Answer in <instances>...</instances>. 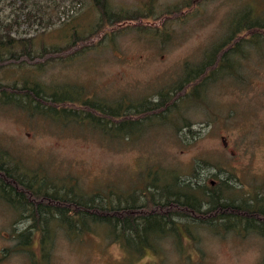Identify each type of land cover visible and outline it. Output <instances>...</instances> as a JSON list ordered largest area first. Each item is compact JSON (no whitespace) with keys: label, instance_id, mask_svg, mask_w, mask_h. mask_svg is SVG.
I'll list each match as a JSON object with an SVG mask.
<instances>
[{"label":"rangeland","instance_id":"obj_1","mask_svg":"<svg viewBox=\"0 0 264 264\" xmlns=\"http://www.w3.org/2000/svg\"><path fill=\"white\" fill-rule=\"evenodd\" d=\"M186 1H190L187 9L192 7V1L197 5L189 11L185 9L182 18L168 22L166 28L174 36L170 43L164 44L151 31L133 28L115 33L112 39L106 36L99 43L101 32L93 38L92 47L81 55L47 64L44 77L77 81L101 94L124 89L133 96L155 95L162 83L182 73L184 64L202 60L212 44L226 37L230 30L228 22L239 8L240 13L252 10L264 15V0H110V3L115 10L150 12L151 20ZM24 3L19 8L18 1L11 4L0 0V30L4 31L1 22L19 19L20 25L14 24L12 31L34 35L36 47L42 42L62 44L65 40L60 39V31L71 24L89 31L98 17L89 0H24ZM26 12L41 17L42 22L30 17L29 25ZM255 40L248 57L239 59L236 71L214 76L205 72L208 80L204 86L188 87L189 95L179 100L174 112L146 122L151 124L142 127L143 134L138 139L109 142L94 131H62L48 121L31 119L13 105L0 102V146L8 148L12 157H24L30 165L44 162L53 171H70L88 187L118 177L132 181L146 165L162 161L178 167L187 176L195 169L194 178L199 183L213 186L224 179L233 182L231 189L222 191L221 201L264 197V38ZM23 70L20 66L3 67L0 78L19 79ZM184 119L189 125L182 128L181 134L175 128ZM230 211L235 209L184 210L177 219H188H179L176 225L179 234L165 236L157 246L158 251L146 248L138 258H129L117 242L89 234L76 240L59 236L44 261L36 233L30 236L27 245L33 258L13 249L14 232L26 228L29 220H14L19 217L1 198L0 264H33L34 259L40 264H259L264 253V235L243 227L244 221L223 218ZM204 217L218 219L210 223L191 220Z\"/></svg>","mask_w":264,"mask_h":264},{"label":"trees","instance_id":"obj_2","mask_svg":"<svg viewBox=\"0 0 264 264\" xmlns=\"http://www.w3.org/2000/svg\"><path fill=\"white\" fill-rule=\"evenodd\" d=\"M17 1L19 8L25 5L24 0H8L11 4ZM89 1L98 12L94 25L86 32L75 24L62 29L59 35L65 40L62 44L42 42L36 47L32 40L34 35L12 31L14 24L20 25L19 19L1 22L4 31L0 30V69L10 65L24 68L19 79L4 81L0 78L1 103L13 105L31 119L39 117L48 121L62 131H94L109 142L138 139L143 134L142 127L151 124L146 122L174 112L179 100L189 95L188 87L204 86L208 80L205 72H212L210 75L214 76V73L236 71L239 59L248 57L255 39L264 38V15L254 14L252 10L240 13L239 8L228 22L230 30L225 33L226 37L212 44L202 60L184 64L182 73L162 83L155 95L133 96L124 89L101 94L77 81L47 79L43 75L47 64L81 55L92 47L93 38L101 32L99 43L106 36L112 39L115 33L127 28L151 31L164 40V44L170 43L174 36L166 28L168 22L182 18L190 5V1H186L181 7L168 8L150 20V12L115 10L110 0ZM196 5L192 1L187 11ZM30 17L42 22L41 17L26 12L25 20L29 25ZM122 22L124 26L113 28ZM188 125L184 119L175 131L182 134V128ZM188 131L192 130L188 128ZM195 176V169L187 176L178 167L161 161L146 165L132 181L118 177L88 187L70 171H53L44 162L30 165L24 157H12L8 148L0 146V199L19 217L14 220H29L26 228L14 232L13 249L29 254L27 245L30 236L36 233L44 261L59 236L76 240L89 234L117 242L129 258H138L146 248L158 251L157 246L165 236L179 234L176 227L179 219H188H177L184 210L198 212L203 207L217 212L234 208L235 211L222 213L223 218L244 221L243 227L264 235V197L255 195L241 202H227L230 198L221 201L222 191L231 189L233 182L224 179L212 186L199 183ZM215 219L218 218L191 220L210 223ZM230 226L227 224L228 228ZM38 263L34 259L33 264ZM259 264H264V253Z\"/></svg>","mask_w":264,"mask_h":264},{"label":"water","instance_id":"obj_3","mask_svg":"<svg viewBox=\"0 0 264 264\" xmlns=\"http://www.w3.org/2000/svg\"><path fill=\"white\" fill-rule=\"evenodd\" d=\"M213 182V180H211V183Z\"/></svg>","mask_w":264,"mask_h":264}]
</instances>
